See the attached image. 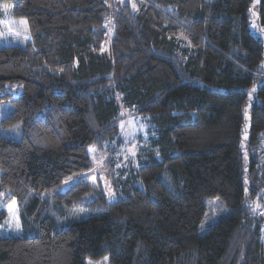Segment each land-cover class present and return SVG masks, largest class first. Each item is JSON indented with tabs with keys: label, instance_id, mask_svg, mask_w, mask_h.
Masks as SVG:
<instances>
[{
	"label": "trees",
	"instance_id": "obj_1",
	"mask_svg": "<svg viewBox=\"0 0 264 264\" xmlns=\"http://www.w3.org/2000/svg\"><path fill=\"white\" fill-rule=\"evenodd\" d=\"M252 2L144 0L133 12L128 0H0V19L8 3L31 35L0 47V91L23 86L0 93L14 104L2 126L22 123L21 140L0 130V224L16 200L22 225L0 238V264H264L253 210L257 197L264 205V42ZM257 10L264 26V0ZM123 108L152 135L110 170L118 199L87 200V175L43 197L91 169L90 144L121 142ZM214 197L230 212L201 235ZM88 206L99 212L76 219Z\"/></svg>",
	"mask_w": 264,
	"mask_h": 264
},
{
	"label": "rangeland",
	"instance_id": "obj_2",
	"mask_svg": "<svg viewBox=\"0 0 264 264\" xmlns=\"http://www.w3.org/2000/svg\"><path fill=\"white\" fill-rule=\"evenodd\" d=\"M132 5L133 12H137L140 6L144 4V0H128ZM260 0H253L249 9L250 27L252 32L260 36L264 42V26L260 24L257 6ZM2 17L0 19V47L17 45L25 47L31 39L29 26L25 19L15 18L12 15V7L8 3L1 4ZM113 31L109 32L108 40L111 39ZM264 65V63H263ZM23 86L20 80L8 82L1 89V94H12L17 97L22 91ZM251 103L247 107L245 118V131L249 129ZM14 110V104L11 102L0 103V130L3 136L21 140L22 139V123H17L12 127L4 128L2 119ZM123 118L119 121L121 142L115 143L111 148L99 149L95 144H90L88 152L91 161V169L63 181V183L47 192L42 193L43 197L52 199L58 193H64L69 190L80 179V176L87 175V180L92 186V190L86 194L87 200H93L100 195L101 192L107 197L108 201L113 202L118 199V194L114 187L115 173L111 175L110 170L113 168L126 167L130 164V158H134L139 152L142 145L148 142V138L152 135L150 131L149 121L132 111H126L124 108ZM247 133H245L246 137ZM113 163V166L111 164ZM117 174L119 171H116ZM15 205L10 208V205ZM205 204L207 210L201 224V235L205 233L210 225L217 222L218 219L230 212L220 197L206 198ZM264 206V205H263ZM262 202L259 197L254 202V211L260 210ZM1 211L6 213V218L0 224V238L3 237H20L22 236V225L20 221V213L16 200L9 202ZM99 212L98 209L88 206L85 209L73 210L75 218L78 220H86L92 214ZM17 224L19 227H17ZM264 240V237H263ZM87 264H112L109 257L106 256L101 260L87 259Z\"/></svg>",
	"mask_w": 264,
	"mask_h": 264
},
{
	"label": "built area",
	"instance_id": "obj_3",
	"mask_svg": "<svg viewBox=\"0 0 264 264\" xmlns=\"http://www.w3.org/2000/svg\"><path fill=\"white\" fill-rule=\"evenodd\" d=\"M260 213L264 214V206L260 209Z\"/></svg>",
	"mask_w": 264,
	"mask_h": 264
},
{
	"label": "snow or ice",
	"instance_id": "obj_4",
	"mask_svg": "<svg viewBox=\"0 0 264 264\" xmlns=\"http://www.w3.org/2000/svg\"><path fill=\"white\" fill-rule=\"evenodd\" d=\"M14 206H15V205L13 204V205H10L9 207H10V208H12V207H14ZM17 227H19V225H18V224H17Z\"/></svg>",
	"mask_w": 264,
	"mask_h": 264
}]
</instances>
